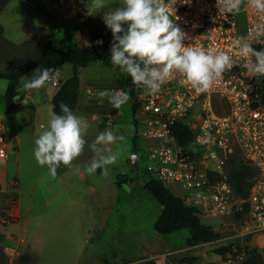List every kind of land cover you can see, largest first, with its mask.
I'll use <instances>...</instances> for the list:
<instances>
[{
  "label": "rangeland",
  "instance_id": "obj_1",
  "mask_svg": "<svg viewBox=\"0 0 264 264\" xmlns=\"http://www.w3.org/2000/svg\"><path fill=\"white\" fill-rule=\"evenodd\" d=\"M78 1L81 9L64 21L52 11L56 2L10 0L0 11V25L3 26L0 70L5 68L8 60L19 61L25 56L37 55L38 44L42 41L51 40L61 48L95 45L100 40L113 41L111 30L104 23L103 12L115 8L118 0H105L107 6L101 10L92 9V14L87 7L91 0ZM240 19H244L243 13ZM72 73L73 65L66 63L60 76L68 78ZM79 74L84 91L86 86L89 94L105 89L124 90L118 82L121 73L111 63L92 62L81 66ZM25 77L30 80L32 75L25 74L22 80ZM57 80V84L51 82L55 87L61 84V79ZM7 83V79L0 78V114L4 117ZM84 97L82 91L75 110L83 120L82 116L91 119L85 135V149L80 156L84 169L94 155L89 146L100 132L110 126L114 134L123 135L125 139L111 145L113 151L119 150L122 154L114 165L107 168V175L103 170L96 171L94 175L86 173L87 178L79 180L78 190L71 189L70 185L75 181L69 180L70 193L88 197L90 184L98 188L109 186L118 173L121 178L130 180L131 190L123 185L117 187L119 197L109 207V218L105 219V213L97 215L103 217V224L94 222V213L77 205H52L48 193L58 186L47 166L40 167L34 158V141L44 130L41 125L47 127L51 110L47 105H41L34 111V107L29 105L18 115L14 126L8 125L6 118H0V124L6 128L8 142V160L1 166L0 264H145L143 261L147 259H153L156 264H240L247 254L244 250L239 251V247L245 246L256 248L264 255V232H247L251 229L248 210L242 216H237L238 210L218 216L202 214L205 223L222 233L214 241L187 244L191 236L189 227L170 233L157 231L155 224L163 205L145 186L150 177L148 165L152 159L146 154L148 147H145L142 125L133 114L130 101L117 110L105 99L99 119L93 120L92 113H85ZM224 109L220 108L219 112ZM106 113L114 115L112 124L105 122ZM134 137L136 152L133 151ZM232 147L233 153L225 166L230 179L232 168L241 162L250 166L255 174L256 168L246 161L238 144ZM192 149L196 148L192 146ZM133 153H138L136 163L131 158ZM13 166L21 167V177L13 173ZM12 178H17L18 186L11 185ZM232 182L236 187L234 180ZM172 190L182 194L178 186ZM236 192L235 201L239 202L243 196L237 187ZM28 206H31L30 211H27ZM222 245H231L232 252L217 253L216 249ZM186 257L192 259L183 260Z\"/></svg>",
  "mask_w": 264,
  "mask_h": 264
},
{
  "label": "built area",
  "instance_id": "obj_2",
  "mask_svg": "<svg viewBox=\"0 0 264 264\" xmlns=\"http://www.w3.org/2000/svg\"><path fill=\"white\" fill-rule=\"evenodd\" d=\"M48 1L57 3L52 11L64 21L81 9L78 0ZM217 14L216 0H191L188 5L178 0L175 15L179 19L175 23L188 36L184 43L199 37L204 47L228 50L234 39L247 34L253 18L251 13H243V20L240 15L213 20ZM253 47L259 50L264 44L254 43ZM242 71L234 67L202 94L181 86L177 80L162 86L154 96L139 91L136 115L148 147L146 154L152 159L148 165L150 176L170 189L180 187V195L202 214L225 215L248 205L251 229L247 232H264V77L249 78ZM220 108L225 109L219 112ZM113 120L114 115L108 114L105 122L112 124ZM180 122L192 131V142L187 147L171 132L172 125ZM233 144H238L246 161L257 171L248 185V195L239 202L235 201L236 187L225 169ZM0 153L1 185V166L8 159L7 132L2 124ZM10 183L14 187L19 184L17 178Z\"/></svg>",
  "mask_w": 264,
  "mask_h": 264
},
{
  "label": "clouds",
  "instance_id": "obj_3",
  "mask_svg": "<svg viewBox=\"0 0 264 264\" xmlns=\"http://www.w3.org/2000/svg\"><path fill=\"white\" fill-rule=\"evenodd\" d=\"M179 2L188 5L191 0ZM177 3L178 0H118L115 8L103 12L104 23L113 36L110 62L114 69L130 77L137 91L154 96L162 86L177 80L196 94L206 93L236 66L243 70V76L264 77V48L253 47L254 43L264 44V0H216L218 14L213 20L242 13L253 16L247 34L234 39L228 50L204 47L199 37L185 44L188 36L175 23L179 19L175 15ZM106 6L105 0H91V4H87L89 14L92 9L101 10ZM60 75L59 69L37 68L30 80L26 77L22 80L23 89L39 90ZM96 95L98 100L107 99L117 110L131 99L124 90L105 89ZM60 109L62 114L49 112L47 127L41 125L44 130L34 141L37 164L47 166L53 178L61 165L72 168L73 162L81 156L89 128L69 106L61 104ZM124 139L123 135L114 134L110 126L100 132L89 146L94 155L84 171L94 175L102 169L107 175V168L122 154L119 150L113 151L111 145Z\"/></svg>",
  "mask_w": 264,
  "mask_h": 264
},
{
  "label": "trees",
  "instance_id": "obj_4",
  "mask_svg": "<svg viewBox=\"0 0 264 264\" xmlns=\"http://www.w3.org/2000/svg\"><path fill=\"white\" fill-rule=\"evenodd\" d=\"M10 0H0V11ZM3 33V26L0 25V41ZM112 41L103 42L95 45H77L73 48H61L56 46L51 40L42 41L38 44V52L35 56H25L19 61L8 60L3 70H0V78L7 79V88L5 94V118L8 125H12L18 112V103L15 96L20 94L19 87L22 84V78L25 74L35 75L37 68H53L59 69L60 73L66 63L73 65V73L68 78L61 81L60 86L53 96V111L62 114L60 105L65 104L75 112L80 94V76L79 67L85 66L92 62H110V48ZM124 91H128L131 99V107L133 114H136L140 102L138 100V92L132 84L130 77L121 74L118 79ZM171 132L175 139L183 146L187 147L192 142V131L189 126L183 122L175 123L171 127ZM134 152L137 151V141L134 137ZM256 174V173H255ZM250 166L244 163L236 164L231 171L232 180H234L238 192L246 197L251 178L255 175ZM122 175L119 178L118 185L122 186L127 178ZM146 188L159 200L163 205V211L158 218L155 228L160 233H170L184 227L191 229V236L187 239V244L194 245L202 242L214 241L221 237L222 233L213 226L203 221V215L198 207L189 204L179 194L172 189L166 187L157 177L150 176L146 182ZM248 187V186H247ZM2 186L0 185V191ZM248 210L245 205L243 210L237 212V216H242ZM244 250L247 254L246 258L240 264H262L264 262L263 255L256 248L239 247V251ZM219 254H227L232 252L231 245H222L216 249ZM186 257L183 260H191ZM145 264H156L153 259L143 261Z\"/></svg>",
  "mask_w": 264,
  "mask_h": 264
},
{
  "label": "crops",
  "instance_id": "obj_5",
  "mask_svg": "<svg viewBox=\"0 0 264 264\" xmlns=\"http://www.w3.org/2000/svg\"><path fill=\"white\" fill-rule=\"evenodd\" d=\"M80 68V67H79ZM79 71V69H78ZM80 76V74H79ZM59 79L64 80L66 78L59 77ZM60 86V85H59ZM58 86V87H59ZM58 87H55L52 83L47 84L45 87L39 89V90H32V91H25L23 89V84L19 87L20 89V99L17 100L18 103V112L15 116L13 125H16L17 117L18 115L22 112V110L25 108H29V105H32L34 107V111L38 110L40 106L42 105H47V108H49L51 111H53V96L58 89ZM86 89L84 91V88L81 84L80 81V94H79V99L81 92L83 91L85 94L83 103L85 106V113H92L91 118L93 120L99 119V112L100 110L104 107L105 99L103 100H98L96 94H89L88 93V88L84 86ZM93 96V97H91ZM79 102V100H78ZM77 102V103H78ZM43 103V104H42ZM27 105V106H26ZM76 110V109H75ZM76 113V111L74 112ZM108 113V112H107ZM106 113V115H107ZM5 115V113H4ZM105 115V114H104ZM78 116V115H77ZM80 117V116H78ZM84 118L85 122L91 121V119L88 116H82ZM0 118L5 117L0 114ZM88 131V130H87ZM8 160V159H7ZM83 158L78 157L74 162H73V167L72 168H67L63 165H61L57 169V175L55 178H53L54 183L58 186L57 188L54 187V189H50L51 191L48 193L49 197V202L52 203V205L59 204L60 206H63L65 204H74L77 205L80 208L85 209L86 211H90L93 215V220L94 222H102L103 224V217L97 216L98 213H105V219L109 218V212L110 208L112 205H114L115 200L118 199V191L117 187L119 178L121 174H116V178L112 181L109 186H104L101 188H98L94 186L93 184L89 185L90 188V196L85 197V195H77L73 194L75 196H72L70 193V190L67 186V183L69 180H73V184L70 185L72 187V190H78L80 189L79 186V180L86 179L87 174L84 171L83 167ZM20 166L16 167L13 166V173L16 174L17 176L21 177V172H20ZM97 172H102V169H98ZM128 183H131L129 179H127ZM31 210V206L27 207V211Z\"/></svg>",
  "mask_w": 264,
  "mask_h": 264
},
{
  "label": "water",
  "instance_id": "obj_6",
  "mask_svg": "<svg viewBox=\"0 0 264 264\" xmlns=\"http://www.w3.org/2000/svg\"><path fill=\"white\" fill-rule=\"evenodd\" d=\"M19 97H20V94H17V95L15 96V100H18ZM131 158H132L133 163H136V162H137V159H138V153H133L132 156H131ZM122 185H123L126 189L131 190V185H130L128 182L124 181V182L122 183Z\"/></svg>",
  "mask_w": 264,
  "mask_h": 264
}]
</instances>
